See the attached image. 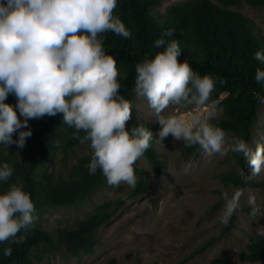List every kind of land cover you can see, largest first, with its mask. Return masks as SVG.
<instances>
[{"label":"clouds","instance_id":"1","mask_svg":"<svg viewBox=\"0 0 264 264\" xmlns=\"http://www.w3.org/2000/svg\"><path fill=\"white\" fill-rule=\"evenodd\" d=\"M116 7L117 0H0V145L22 149L32 136L31 130L20 131L29 128V120L62 114L63 124L74 129L71 138L90 142L89 175L99 170L108 185L124 183L134 190V165L151 147L153 133L143 124L126 130L133 106L120 94V79L127 77L121 76L116 59L103 46L108 32L132 38L113 15ZM170 34L153 44L163 51L135 65L136 96L146 100L160 126L156 142L162 144L171 136L208 155L234 153L248 161L252 176L261 175L264 144L253 150L241 138L226 142L224 130L211 122L217 115L211 101L216 78L200 76L187 61L179 62L181 47L178 41L165 39ZM254 59L264 65V50L256 51ZM254 79L264 86V70L257 68ZM9 94L16 98L14 106L5 103ZM255 99L264 105L261 92ZM170 107H191L194 112L187 119L163 115ZM14 171L8 163L0 165V183H8ZM242 194L241 189L221 193L222 223L228 224L240 208ZM249 204L250 216H264L254 197ZM34 213L30 194L22 185L10 184L0 194V244L24 243L38 220ZM257 235L264 236V227ZM3 255L11 256L12 247H5Z\"/></svg>","mask_w":264,"mask_h":264},{"label":"trees","instance_id":"2","mask_svg":"<svg viewBox=\"0 0 264 264\" xmlns=\"http://www.w3.org/2000/svg\"><path fill=\"white\" fill-rule=\"evenodd\" d=\"M161 1L117 0L113 15L124 23L132 33V38L124 39L108 32L104 34L103 46L106 54L116 59L121 76L127 77L120 79V94L131 103L135 101V65L163 51V48H154L153 44L164 33L171 32L165 35V39L179 42L181 54L178 61H187L198 75H210L217 80L211 101L221 107L222 115L211 122L251 145V132L257 122L260 106L255 94L261 92L264 95V86L258 85L254 79L256 69L264 70V65L254 59V53L264 50V39L248 18L228 8L240 3L252 8H264V0H215L218 5L210 0H186L167 7L163 15H158L156 7ZM220 80L225 83L220 84ZM5 103L14 106L15 96L9 94ZM28 124V129L22 128L20 131L31 130L32 136L22 149H18L15 144L9 145L7 149L0 145V165L8 163L15 169L8 183H0V194L6 192L10 184L22 185L23 190L30 194L35 206L34 214L37 215L46 209L79 204L105 187V177L99 170L95 175L88 173L87 165L92 154L77 158L68 169L65 179L46 175L51 160L81 144L79 140L71 138L74 129L63 124L62 114L32 119ZM139 124L145 125L150 131L148 124L142 121H128L126 130ZM17 138V134H14L13 139ZM150 143L151 147L143 157L152 171L161 176L164 174L163 162L154 149V139ZM186 149L189 152L202 150L198 146ZM231 157L240 168L244 166L246 159L234 153H231ZM138 172L141 174V171ZM220 180L224 186L264 188L263 182L243 181L234 172L221 174ZM149 188L145 180H138L136 188L125 194L127 199L122 197L99 206L93 215L81 221L73 230L45 231L35 223L24 243L0 244V264H39L44 258L62 250L71 255L90 254L97 229L107 223L126 201L146 194ZM8 246L12 247V255L5 257L3 249ZM239 259L246 263L264 264V236L254 234L249 237ZM209 264L229 262L219 258Z\"/></svg>","mask_w":264,"mask_h":264},{"label":"rangeland","instance_id":"3","mask_svg":"<svg viewBox=\"0 0 264 264\" xmlns=\"http://www.w3.org/2000/svg\"><path fill=\"white\" fill-rule=\"evenodd\" d=\"M181 1L186 0H162L156 7V13L163 15L167 7ZM210 1L218 5L215 0ZM228 9L248 18L264 39V8L240 3ZM132 106L129 121L148 124L153 133L154 149L163 162L164 174L157 176L146 158L141 157L135 163L134 171L137 181L143 179L149 184V191L126 201L107 223L97 229L92 252L71 255L62 250L44 258L39 264H209L219 258L227 259L229 264H252L242 262L239 254L245 250L249 237L264 227V216H250L252 208L249 204V199L254 197L256 205L264 213V188L224 186L220 175L234 172L243 181L264 183V173L252 176L248 161L240 168L234 163L231 153L220 157L218 154L208 155L203 150L189 152L183 141H174L171 136L162 141L163 145L157 143L155 139L160 126L146 100L136 96ZM216 110L215 119L221 118V107L216 105ZM193 112L191 107L184 110L170 107L163 115L187 119ZM225 133L226 142L235 138L233 133ZM251 134L250 147L253 150L257 144H264L262 104ZM89 144L86 141L65 155L58 154L48 163L46 175L65 179L77 158L92 154ZM234 189L243 190L240 208L230 222L224 224L220 219L224 208L221 193H231ZM129 190L124 183L112 187L105 179V187L81 203L46 209L37 214L36 224L45 231L73 230L93 215L99 206L124 197Z\"/></svg>","mask_w":264,"mask_h":264}]
</instances>
